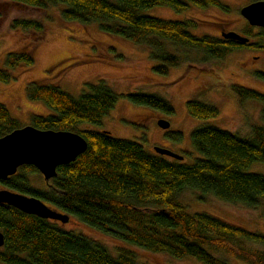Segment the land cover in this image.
<instances>
[{"label":"trees","instance_id":"16d2710c","mask_svg":"<svg viewBox=\"0 0 264 264\" xmlns=\"http://www.w3.org/2000/svg\"><path fill=\"white\" fill-rule=\"evenodd\" d=\"M257 1V0H252ZM16 5L46 13L38 18L15 16L9 28L34 33L20 48L9 49L0 66V81L14 78L13 70L34 63V46L44 39V17L49 9H59L64 20L96 22L101 31L123 38L147 50L157 61L153 71L167 74L171 67L194 61L188 51L200 54L197 61L222 59L239 48L264 49V28L248 23L243 35L247 42L222 36H197L189 31L197 22L165 20L142 13L152 6H166L178 12L189 7L217 6L228 11L219 0H3L0 6ZM3 9L0 10V19ZM257 28L258 32H253ZM255 37V38H251ZM252 39V40H251ZM68 63L67 61H65ZM64 64V63H63ZM67 66L65 64L62 69ZM61 69V70H62ZM264 81V71H256ZM87 91L73 97L59 85L30 81L27 97L42 101L55 114L31 117L39 129L77 132L87 141L86 150L67 164L59 165L56 175L42 185H34L30 176L41 173L33 165L23 164L0 185L11 191L35 196L46 205L75 218L80 223L109 233L125 244L153 252H165L175 258L192 256L203 264H229L213 252L242 259L249 264H264V250L250 249L245 242L264 246V234L225 221L207 212H189L180 201L185 189L212 195L219 200L257 208L264 197V174L248 171L254 162L264 163V93L241 85H230L242 102H261V122L252 124L247 135L212 124L196 127L191 144L200 154L192 163H184L158 153H148L136 141L112 136L108 131L78 129L82 123L99 124L115 105L117 96L105 81L88 83ZM127 98L172 113L171 104L145 92L130 93ZM189 115L208 119L218 108L197 99L186 102ZM21 127L6 105L0 102V137ZM176 140L180 133L169 134ZM41 176V175H40ZM58 220L26 214L0 203V246L2 264H146L129 246L110 251L102 242L74 230L63 229Z\"/></svg>","mask_w":264,"mask_h":264},{"label":"rangeland","instance_id":"374dc122","mask_svg":"<svg viewBox=\"0 0 264 264\" xmlns=\"http://www.w3.org/2000/svg\"><path fill=\"white\" fill-rule=\"evenodd\" d=\"M219 1L228 6L229 10L212 5L205 8L191 6L186 11L178 12L166 6H152L142 13L165 20L190 18L197 22V26L190 27L189 31L197 36H221V31H235L244 36L242 33L247 21L240 15V8L252 0ZM1 9L4 16L0 19V66H3L2 60L7 50L20 48L35 36L34 33L26 34L21 30L10 29L11 18H38L46 16V13L16 5L0 6ZM48 11L50 16L44 17V39L34 46L32 66L27 68L19 65L12 71L14 78L11 81H0V102L6 105L19 126L31 124L33 115L55 114L42 101L27 97L26 87L34 80L57 84L73 97L87 91L88 83L105 81L117 96L114 107L101 118L99 124L82 123L78 129L108 131L114 137L138 142L151 154L155 153L154 147L159 146L183 155L181 162L184 163H192L200 157L190 139L196 127L212 124L247 135L252 124L262 121L261 102L255 99L239 102L229 86L241 85L264 93V81L255 75L256 71H264V49L239 48L222 59H209L205 62L197 61L200 56L198 52L188 51V56L194 61L171 67L163 75L153 71L157 61L150 59L143 47L104 33L96 22L84 24L64 20L59 9L50 8ZM253 32H258V29L254 28ZM65 64L67 66L62 69ZM137 92L155 94L167 100L173 112L167 113L132 103L127 95ZM189 99L216 106L218 115L208 119L189 115L186 109ZM159 119L169 121V127L161 128L158 125ZM177 132L180 133L179 140L168 136V133ZM247 170L264 174V163L254 162ZM40 175L30 176L32 184L39 186L44 183ZM0 188L4 187L0 185ZM200 197L199 192L191 189L180 193V201L189 212H207L249 231L264 234V197L257 208L225 202L212 195ZM58 223L63 229H71L99 240L112 252L117 246L127 245L113 235L84 225L73 217L66 223ZM245 245L250 249L264 250V246L257 242L248 241ZM127 246L146 264H203L192 256L175 258L165 252H153L129 244ZM213 253L221 259L225 258L229 264H249L242 259L227 257L223 252Z\"/></svg>","mask_w":264,"mask_h":264},{"label":"water","instance_id":"95a60500","mask_svg":"<svg viewBox=\"0 0 264 264\" xmlns=\"http://www.w3.org/2000/svg\"><path fill=\"white\" fill-rule=\"evenodd\" d=\"M240 15L251 26L264 28V0L252 1L240 8ZM224 38L247 42L249 38L235 31H221ZM161 128H168L170 123L159 119ZM87 148V141L77 132L69 130L39 129L31 124L18 127L0 137V180L16 173L19 166L29 164L41 173L48 182L56 175L59 165L74 161ZM154 151L174 159L182 160L183 155L155 146ZM0 203L10 205L26 214H33L45 219L69 221V215L46 205L41 199L0 188ZM4 243L0 231V246Z\"/></svg>","mask_w":264,"mask_h":264}]
</instances>
